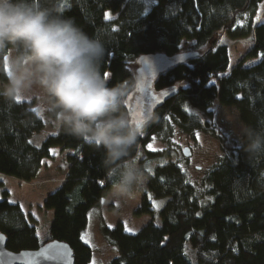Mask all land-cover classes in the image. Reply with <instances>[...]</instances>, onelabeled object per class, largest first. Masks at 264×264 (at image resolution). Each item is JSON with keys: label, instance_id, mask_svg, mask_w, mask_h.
<instances>
[{"label": "trees", "instance_id": "1", "mask_svg": "<svg viewBox=\"0 0 264 264\" xmlns=\"http://www.w3.org/2000/svg\"><path fill=\"white\" fill-rule=\"evenodd\" d=\"M264 0H70L72 16L92 33L106 30L111 41L101 66L110 86L125 92L123 109L129 114L127 97L139 81L130 62L152 59L163 53L171 60L154 78L153 87L168 93L153 106L135 149L157 139L167 147L147 149V157L169 154L178 133L217 129L193 108L207 111L215 101L236 106L244 125L264 126V21L259 13ZM107 9L114 17L107 18ZM254 42L245 57L260 59L251 65L240 60L230 64L229 45L222 35ZM194 40L196 54L184 58L182 42ZM9 49L0 50V79L7 77ZM35 100L13 105L0 99V173L24 181L33 180L51 148H73L69 169L60 187L50 192L44 207L54 210L50 237L67 242L75 264H91L94 248L82 234L92 209L101 210L110 184L101 166L103 151L62 130L36 145L35 133L44 120L34 110ZM49 115V114H48ZM53 118V117H52ZM246 141L236 148L223 146L222 153L200 178L193 177L181 159L146 171V190L137 216L155 214L153 199L166 198L161 222L148 221L136 232L119 221L109 226L102 217L101 231L115 253L106 264H264V153L250 156ZM0 232L12 251L36 249L41 244L37 225L22 204L12 201L0 178Z\"/></svg>", "mask_w": 264, "mask_h": 264}, {"label": "clouds", "instance_id": "2", "mask_svg": "<svg viewBox=\"0 0 264 264\" xmlns=\"http://www.w3.org/2000/svg\"><path fill=\"white\" fill-rule=\"evenodd\" d=\"M69 10L70 0H0V50H11L0 99L39 93L58 129L103 151L111 196L132 197L147 179L135 154L142 128L123 109L125 90L101 72L110 34L87 32ZM241 134L250 156L264 153V126L242 125Z\"/></svg>", "mask_w": 264, "mask_h": 264}, {"label": "rangeland", "instance_id": "3", "mask_svg": "<svg viewBox=\"0 0 264 264\" xmlns=\"http://www.w3.org/2000/svg\"><path fill=\"white\" fill-rule=\"evenodd\" d=\"M115 14L110 9H107L105 12L107 18L114 17ZM259 21H264V1L261 5ZM221 40L227 43L230 49V64L225 74L230 72L242 59H244L245 64L251 65L256 63L261 57H245L254 42L252 34L243 38H230L227 35H222ZM194 44V40H184L181 47L182 52L194 51ZM10 54L11 50L6 57L7 73L9 74L7 58ZM140 64L132 61L129 65L135 70ZM106 76L110 78V71L106 73ZM3 83L0 79V84ZM168 91V89L159 91L153 86H148L147 80L140 79L132 88L131 92L133 94L131 97L129 99L127 97V103L130 107L128 115L131 123L143 129L149 119L151 109L159 101L164 99ZM19 100H35L33 108L44 120L43 130L35 133L31 139L34 144L40 145L48 135L54 134L59 130L53 123L54 118L43 111L39 93ZM210 110L211 115L207 111L196 108L192 109V111L197 112L204 120L210 121L211 127L217 129L221 137L206 130H196L192 134L178 133L175 138L177 143L170 150L168 149L169 154L147 157V149L157 150L167 147V144H163L157 139H152L147 143L146 147H141L137 153L140 162L145 165L146 171L149 174H153L157 165L164 164L169 160L181 159L190 174L195 178H200L205 169L222 153L223 146L228 148L240 146L243 141L241 126L244 124L240 119L237 107L222 105L217 100ZM185 147H189L190 149L189 156L183 154ZM73 152V148H62L60 146L51 148V156L43 160L37 176L31 181H24L17 177L0 173V178L5 181L6 188L10 190L9 198L12 201L20 202L31 221L37 225L41 243L50 237V229L54 218V210L45 208L44 200L50 192L62 185L69 169L68 156ZM145 190L146 183L142 190L132 197L114 198L109 194L103 199L101 210L96 208L91 210L88 226L82 234L83 239L94 248V257L91 264H106L108 259L116 251L102 234V217L111 227L115 226L119 221H122L125 229L129 232L138 231L151 219H154L156 223L161 222L160 211L167 201L166 198L153 199L155 209L153 217L148 214L140 216L134 214V210L142 201Z\"/></svg>", "mask_w": 264, "mask_h": 264}, {"label": "water", "instance_id": "4", "mask_svg": "<svg viewBox=\"0 0 264 264\" xmlns=\"http://www.w3.org/2000/svg\"><path fill=\"white\" fill-rule=\"evenodd\" d=\"M194 54L195 51H190L179 53L177 56L187 58ZM143 57L138 58L141 64L137 69V78L147 80L148 86H152L159 71L171 60L163 53H158L152 59L142 62ZM132 94L133 92L128 99ZM183 154L190 155L189 147L183 149ZM0 264H75V257L71 246L58 239L49 240L36 249L12 251L7 248V236L0 232Z\"/></svg>", "mask_w": 264, "mask_h": 264}, {"label": "snow or ice", "instance_id": "5", "mask_svg": "<svg viewBox=\"0 0 264 264\" xmlns=\"http://www.w3.org/2000/svg\"><path fill=\"white\" fill-rule=\"evenodd\" d=\"M149 147H151V145H149Z\"/></svg>", "mask_w": 264, "mask_h": 264}]
</instances>
